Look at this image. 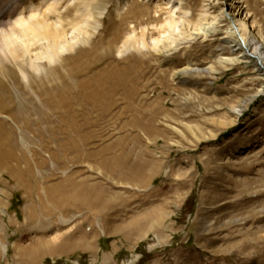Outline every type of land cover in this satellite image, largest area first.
Instances as JSON below:
<instances>
[{
    "label": "rangeland",
    "instance_id": "374dc122",
    "mask_svg": "<svg viewBox=\"0 0 264 264\" xmlns=\"http://www.w3.org/2000/svg\"><path fill=\"white\" fill-rule=\"evenodd\" d=\"M82 1L60 11L81 16ZM86 1L75 52L47 64L38 42L23 67H0V264H264L263 74L248 61L198 71L231 54L224 15L249 5L264 27V0H169L184 7L174 33L138 27L125 51L128 28L154 17L128 11L168 0ZM197 5L220 29L186 38ZM19 7L0 0V30ZM41 240L49 254L23 260Z\"/></svg>",
    "mask_w": 264,
    "mask_h": 264
},
{
    "label": "bare ground",
    "instance_id": "6f19581e",
    "mask_svg": "<svg viewBox=\"0 0 264 264\" xmlns=\"http://www.w3.org/2000/svg\"><path fill=\"white\" fill-rule=\"evenodd\" d=\"M17 1L20 4V7L18 8L19 14L16 15V17L17 16L19 17L17 18L15 17L16 20L13 24L10 21H8L7 24H3L1 26L3 28H1L0 30V67H3L5 65V62H11L18 66L23 67L21 60L24 59L26 55L31 54L32 56V52L35 50L33 48H35L38 42H46V44L44 45L45 52L43 51V54L39 55L40 57L38 56L39 57L38 61L39 59H44V61L46 60L45 62H47V64H53V63L56 64V61H60L62 59L63 53L65 52L71 53V51L75 52V49L79 46L81 42V39L79 38L78 35H77L78 37L76 36L77 38L74 37L71 41H69L67 35L68 28L78 30L79 35L81 36L84 33L86 34L89 33L88 31L82 32L84 29L82 28L81 25V23L83 22L82 16H87V14L89 13L88 10L90 9L89 7L92 5V3H90L89 1L84 0L81 3L85 5L87 9L86 13H84L83 11L82 14H80L81 16L75 15L72 16L71 18H70L71 14L69 15V13L71 12L68 11L69 10L68 8H66V10L64 11L65 13L60 11L61 0H53V1L47 0L46 3L48 6L46 10L44 11L42 10L41 13L40 11L38 12L39 7H36V3L34 2V0H17ZM39 1L44 2L46 0H39ZM50 1H52V3H50ZM245 3L248 5V0H246ZM163 5L165 6L163 7ZM33 8L36 9L35 12L33 11L34 10ZM183 8H181V3L180 4L178 3V6H175V3H172L168 0L167 2H165V4L160 3L152 9H149L148 7L144 8L143 10H138L137 8L130 9L128 11L129 16L130 15L133 17H137L139 15L142 16L144 14L143 12H145L149 14V16H153L152 13H154V17H152L153 19L151 18L152 21L150 23H146L143 21L145 24H140L141 22L139 23V21H137L133 24L134 28L132 27L133 28L132 30L131 28H128L129 31L127 33H129V36L125 37L126 40H124L122 46V48L124 47V49H122L121 47L119 49L125 51V49L131 50V49H135L136 47L138 48L140 41L139 39H142L137 35H135L136 29H139L138 27H140V29L142 30V28L146 29L148 25H153L155 29H158V25L160 22V28H159V30H161L160 34L163 35L173 34L174 32L171 31L170 28L172 29L177 28L179 23V21L176 18H174V15L177 14L178 10H183ZM76 11L80 12L81 10L80 8H78V10ZM138 11L141 12L138 13ZM194 11L200 13L199 16L193 14L190 18H188L187 27L190 29L188 31L183 32L181 35H184L186 38L192 37L195 34L203 37H207L211 33L218 32V29H220L219 27H217L218 16L212 20L207 19L209 18L206 15L207 12L206 11L203 12V10L201 11L199 9V5H197V9H194ZM250 12L251 9L248 5L247 8H245V18L243 20L242 19L236 20L233 16L228 17L224 15V18L229 19L228 20L229 27L226 30L229 32V35L232 37V39L226 42V45H228L231 54L229 57H226L221 61H219L218 62L219 65L217 67L210 66L208 68L198 71L223 72L228 67L236 66L238 64H241V62L243 61H248V62H254L256 70L261 72L263 74L262 76L264 77V27L261 23L258 22V20L254 15L250 16V18L248 19V15L251 14ZM23 14H25V16H23ZM26 14H28V16ZM164 15L166 17L162 19ZM142 19L143 18L138 20H142ZM57 23H60L61 25L60 28L57 27ZM142 33H143L142 37L147 36L146 33L144 32ZM130 34H134V35L130 36ZM238 36L239 38L241 37L240 39H238L239 41H236L237 39L234 40V38L236 37L238 38ZM20 38L22 39L21 43L18 42V39ZM119 38L120 37L114 38L113 41L109 42L107 49H113V48L117 49L118 45L116 44L119 43L117 42ZM83 39H84V35H83ZM119 41H121V39ZM158 41L159 40H157V42ZM143 42L146 48L150 47L149 43H147L145 38ZM173 43L174 41L170 42L169 48L171 47V45H173ZM155 45L156 44H154V50L160 52L161 49L155 48L156 47ZM241 49H242V53L240 54L238 51ZM37 68L40 69L39 67ZM189 68H190L189 66L184 68V71L186 73L189 72L190 71ZM19 69L22 70L21 68ZM259 94H264V86H262L260 90L256 93V95L253 97L254 98L258 97ZM250 101L251 99L246 101L245 102L246 105H248ZM235 113L237 114L236 117H240L242 114V110L241 109L235 110ZM0 247H2V252L6 251L5 245ZM52 249H53V243H51L50 241L41 240V241H37L36 243H34L29 247H21V249L19 248L17 250L20 252L19 254L21 255L22 259L23 260L27 259L28 261V259H31L35 256L44 253L49 254V252Z\"/></svg>",
    "mask_w": 264,
    "mask_h": 264
}]
</instances>
